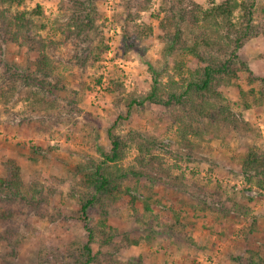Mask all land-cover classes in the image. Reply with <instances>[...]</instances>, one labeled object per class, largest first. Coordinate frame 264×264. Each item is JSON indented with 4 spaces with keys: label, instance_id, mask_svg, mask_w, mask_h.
I'll return each instance as SVG.
<instances>
[{
    "label": "trees",
    "instance_id": "16d2710c",
    "mask_svg": "<svg viewBox=\"0 0 264 264\" xmlns=\"http://www.w3.org/2000/svg\"><path fill=\"white\" fill-rule=\"evenodd\" d=\"M32 1L0 0V52L14 45L33 55L26 66L3 65L0 58V107L10 121L20 124L47 121L68 125L83 110L79 108L80 99H70L69 93L74 90L70 88L66 71L76 66L84 73L90 68L98 73L97 64L103 61L109 48L104 32L107 19L98 10V0H60L57 15L52 19L45 15L42 6L26 8L27 2ZM153 1L124 0L121 28L125 51L141 52L140 46L152 27L139 20L142 12L152 10ZM257 6L258 0H221L220 3L211 0L205 6L197 0H163L157 17L164 49L156 62L158 66L148 65L152 74L150 88L142 94H126L124 84L111 83L113 88L107 92L124 111L106 131L109 148L96 146L97 156L81 155V162L75 168L77 180L79 177L81 180L70 198L77 202L76 211L85 224L87 241L73 251L69 264H142L130 259L121 262L113 257L124 246L138 245V240L129 235H123L122 245L114 244L120 231L109 220L116 214L118 205L131 207L134 223L150 217L143 226H150V233H156L157 227L162 229L178 250L195 245L180 223V212L165 208L156 213V204L161 202L152 197L146 198L142 211L135 207L138 202L133 195L135 189L124 184L129 178L162 183L200 205L221 207L225 211L226 203L233 202L227 213L249 215L242 202L233 201L221 183L216 182L210 190L208 184L195 179L196 173L191 182L184 173L174 174L166 167L165 160L167 154H174L162 142L136 130L122 134L117 126L139 109L159 106L165 109V118L177 125L178 143L187 150L188 161L194 159L198 147L193 137L202 140L205 134L217 129L247 137L252 128L243 112L264 106V77L254 75L245 53L250 40L264 36V13L258 16ZM50 23L57 29L55 37L43 36ZM65 51L69 54H64ZM243 73L248 75L249 91L237 83ZM102 80L100 75L95 83L99 85ZM235 88L239 89L237 100L227 90ZM73 93L79 95L77 91ZM235 108H241L240 112ZM239 139L245 149L240 161L244 183L263 190L264 149ZM159 148L167 149L166 153ZM134 150L132 162L124 166L128 153ZM30 161L39 160L31 157ZM1 167L5 176H0V226L5 230L0 233V242L7 245V259L14 264L21 247L15 232L17 219L31 212L48 215L42 213L48 198L37 185L25 184L20 163L14 157L7 156ZM96 217V225L89 226L88 222ZM253 221L243 232L246 240L258 233L257 221ZM94 245L108 246L113 252H96ZM246 254L247 258L239 256L234 261L264 264V244L247 249Z\"/></svg>",
    "mask_w": 264,
    "mask_h": 264
},
{
    "label": "rangeland",
    "instance_id": "374dc122",
    "mask_svg": "<svg viewBox=\"0 0 264 264\" xmlns=\"http://www.w3.org/2000/svg\"><path fill=\"white\" fill-rule=\"evenodd\" d=\"M197 1L205 6L211 0ZM59 3L60 0H34L27 2L26 8L42 6L45 15L52 19L57 15ZM123 3L124 0L97 2L98 10L107 19L104 32L109 47L103 61L97 64L98 73L91 68L84 73L76 66L66 71L71 90L79 94L76 96L73 91L69 96L70 99H80L79 108L83 110L80 117L68 125H54L47 121L42 124H20L18 121H10L0 107V176H5L1 162L7 156L14 157L20 163L25 184L37 185L48 198L42 212L48 215L31 212L17 219L15 232L21 247L14 264H69L73 251L87 241L85 224L76 211L77 202L70 198L71 193L77 189L76 183L81 180V177L77 180L75 168L81 162V155L97 156L96 146L109 148L106 131L118 121V114L124 111L116 106L115 98L107 92L108 88H113L111 83L115 81L124 84L126 94L145 93L152 81L148 65L158 66L156 62L164 49L161 40L163 33L157 17L163 0H154L152 10L141 13L139 23L152 27L151 34L140 46L141 52H127L124 49L121 28ZM257 7L258 16L263 15L264 0H258ZM238 13L236 11V15ZM56 32L57 29L50 23L43 36L55 37ZM63 53L69 54L66 51ZM245 53L254 75L264 77V36L250 40ZM0 58L3 59V65L26 66L33 55L27 49L10 45L0 52ZM100 75L103 80L97 85L95 79ZM237 83L245 91L251 89L245 73L240 75ZM227 90L230 97L237 100L239 89ZM235 110L240 112L241 108ZM165 115V109L159 106L139 109L127 120L118 122L117 131L124 134L136 130L162 142L174 154L165 156L166 167L174 174L184 173L191 182L196 173L195 179L199 178L208 184L210 190H213L216 182L221 183L227 187L233 201L242 202L249 215L242 217L236 213H227L233 207V202L226 203L225 211L221 207L200 205L198 201L162 183L153 184L129 178L124 184L135 189L133 195L138 199L135 207L142 211L146 198L152 197L161 202V205L156 204V213L165 208L180 212V223L186 227L184 231L193 238L195 245L178 250L172 244V238L163 233L162 229L157 227L156 233H150V226H143L145 222L149 223L150 217L147 216L139 224L134 223L131 207L118 205L116 214L109 220L120 231L114 244L122 245L123 235H129L138 240V245L124 246L116 252L117 255L113 253V257L121 262L130 259L141 261L142 264H237L234 259L239 256L247 258V249H257L264 244V189L244 183L240 161L245 149L239 139L264 149V106L243 112L252 128L247 137L220 132L218 129L205 134L202 140L193 137L198 147L194 150L192 161L185 159L187 150L182 149L178 143L177 125L172 124ZM166 150L159 148L164 154ZM135 155V150L129 152L123 165L130 164ZM31 157L39 161H30ZM249 199L252 201L249 202ZM97 220L98 217L90 220L88 225L95 226ZM253 220L257 221L255 226L258 233L246 240L243 232L253 224ZM3 230L5 228L0 226V233ZM94 250L113 252L108 246L94 245ZM8 251L7 245L0 242V264H10Z\"/></svg>",
    "mask_w": 264,
    "mask_h": 264
}]
</instances>
